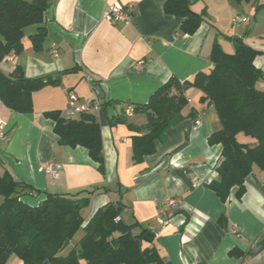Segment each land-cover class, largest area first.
<instances>
[{
  "label": "crops",
  "instance_id": "crops-1",
  "mask_svg": "<svg viewBox=\"0 0 264 264\" xmlns=\"http://www.w3.org/2000/svg\"><path fill=\"white\" fill-rule=\"evenodd\" d=\"M189 1L193 13L205 12L192 35L180 31V18L164 13L166 0H50L41 49H34L28 38L32 33L25 32L20 55L0 63L4 74L20 67L26 78L51 77L55 82L32 94L30 114L15 113L0 102V121L6 124L0 175L9 173L37 190L39 195L23 198L33 206L45 194L83 192L80 197L89 198L82 213L86 220L108 203L119 205L124 223L137 222L154 234L164 264H264V170L252 168L240 199L232 188L222 203L207 187L217 179L221 153V146L210 145L208 138L221 125L213 106L198 102V90L187 92L181 120L155 143V152L139 164L132 162L134 134L127 122L141 126L146 115L137 111L127 116L129 105L134 109L147 103L170 78L184 82L209 72L214 43L233 53L230 38H238L264 52V0ZM114 4L132 8L127 22L103 19ZM234 18L240 21L234 23ZM52 44L58 57L50 54ZM254 64L264 72V55ZM86 77L106 85L111 101L99 99L91 110L100 125L105 173L85 148L60 145L54 122L44 116L68 109V91L78 96L79 104L91 106L95 92ZM258 87L264 90V77ZM120 115L126 123H114ZM238 139L253 143L242 135ZM45 162L53 163L55 176L37 171ZM6 264L22 262L11 256Z\"/></svg>",
  "mask_w": 264,
  "mask_h": 264
},
{
  "label": "trees",
  "instance_id": "trees-1",
  "mask_svg": "<svg viewBox=\"0 0 264 264\" xmlns=\"http://www.w3.org/2000/svg\"><path fill=\"white\" fill-rule=\"evenodd\" d=\"M50 5V0H0V63L20 55L21 41L29 27L35 28L29 40L36 51L41 49L47 35L45 13ZM163 11L180 18V31L187 35L194 34L204 21L205 12L193 13L189 0H166ZM230 39L233 53H225L218 43L211 47L209 61L213 67L209 72H200L184 82L170 78L147 103L135 106L133 112L145 113V124L136 126L127 122V128L134 134L132 162L139 164L155 152V143L163 141L165 131L181 120V112L188 103L187 92L198 90L201 93L198 102L213 106L221 125L208 138L210 145L221 146V153L216 166L217 179L207 187L222 203L227 201L232 188H237L236 199L244 195V182L252 168L264 170V90L258 87L264 72L254 64L264 52L247 46L241 39ZM13 69L8 75L0 69V102L10 111L30 114L32 94L55 82L51 77L29 79L20 67ZM44 116L54 122L53 131L60 145L85 148L98 170L105 173L100 125L91 111L73 118L62 117L59 111H48ZM125 120L120 115L113 121ZM239 135L253 143L240 141ZM81 193L45 194V199L33 206L23 198L39 195L37 190L9 173L0 175V264H6L11 256L22 264L166 263L154 242V234L137 222L124 223L119 205L108 203L86 220L82 213L89 198L80 197ZM66 241L68 245L62 249Z\"/></svg>",
  "mask_w": 264,
  "mask_h": 264
},
{
  "label": "built area",
  "instance_id": "built-area-1",
  "mask_svg": "<svg viewBox=\"0 0 264 264\" xmlns=\"http://www.w3.org/2000/svg\"><path fill=\"white\" fill-rule=\"evenodd\" d=\"M132 12V8L130 6L122 7L121 5L114 4L113 6L109 7L107 11L103 14V19L110 22V23H116V22H127L129 19V16ZM240 20L238 18H234L233 22H239ZM50 54H52L54 57H58V50L54 44L51 45L50 48ZM139 65H143L142 62L138 63ZM86 81L90 84L93 91L95 92L94 95V101L91 106H86L78 103V96L73 91H68L66 94L68 96V109L62 113V117L66 118H73L77 114L82 112H90L92 108H97L100 105V100L98 98V95L96 91L94 90V87L92 86L93 82L88 77H86ZM126 115L131 116L133 114V108L129 105V107L126 110ZM198 125L199 122H196ZM5 128L6 124L0 121V140L4 139L5 134ZM37 171L39 173H42L43 175L48 176H55L56 175V169L54 168V165L52 162H45V163H39L37 165ZM169 207L173 205L172 201L168 202Z\"/></svg>",
  "mask_w": 264,
  "mask_h": 264
},
{
  "label": "water",
  "instance_id": "water-1",
  "mask_svg": "<svg viewBox=\"0 0 264 264\" xmlns=\"http://www.w3.org/2000/svg\"><path fill=\"white\" fill-rule=\"evenodd\" d=\"M94 90L96 91L98 98L100 100H108V88L104 84H99L96 87H94ZM68 245V241H66L62 247L64 249Z\"/></svg>",
  "mask_w": 264,
  "mask_h": 264
},
{
  "label": "rangeland",
  "instance_id": "rangeland-1",
  "mask_svg": "<svg viewBox=\"0 0 264 264\" xmlns=\"http://www.w3.org/2000/svg\"><path fill=\"white\" fill-rule=\"evenodd\" d=\"M25 32L26 33H34L35 32V28H34V26H32V27H29V28H27L26 30H25ZM77 237V239H78V237H79V234L78 235H76Z\"/></svg>",
  "mask_w": 264,
  "mask_h": 264
}]
</instances>
